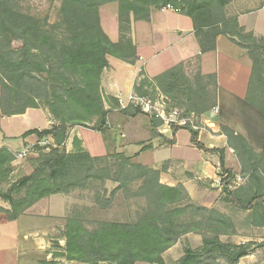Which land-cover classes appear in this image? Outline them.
Listing matches in <instances>:
<instances>
[{
    "label": "trees",
    "instance_id": "trees-1",
    "mask_svg": "<svg viewBox=\"0 0 264 264\" xmlns=\"http://www.w3.org/2000/svg\"><path fill=\"white\" fill-rule=\"evenodd\" d=\"M53 18L46 14L34 16L26 12L19 2L0 0V114L2 117L23 115L28 109H44L54 122L49 129L24 132V140L34 136L37 141L50 139L57 148L40 153L31 162L32 174L24 176L0 197L10 205L0 209L8 221H14L30 207L44 198L66 194L83 188L89 181L118 184L117 190L129 191V186L140 182L135 196L146 200V208L131 222H100L92 228L78 216L66 219L62 257L78 264H166L161 255L187 235H200L198 249L185 248L174 264H239L248 256V245L223 243L222 236L234 233L230 218L216 210L193 205L185 190L160 183L159 173L134 164L123 153L92 157L73 138L74 153L66 154L62 148L68 130L82 127L104 133L109 111L108 100L102 94L101 77L108 68L107 57L133 65L138 60L130 37L131 17L134 21H149L152 12L170 5L192 22L194 36L201 54L215 51L216 38L225 37L243 49L251 62V71L243 101L256 110L264 121V38L246 32L236 15L228 12L234 0H52ZM117 4L119 40L112 43L101 28L99 9ZM14 43L20 45L13 47ZM197 69L195 84L184 74V66ZM181 63L152 79L168 103L186 107L187 113L197 115L210 108V93L202 84L207 81L217 87L214 75H202L197 59ZM140 75L143 76L142 72ZM149 86L140 80L134 93L143 96ZM112 109L123 116L142 115L138 108L121 109L113 101ZM170 107H172L170 105ZM174 108V107H173ZM153 135L163 143L172 145L178 130H187L190 145L205 153L214 152L198 142V132L189 128H173L172 139L157 135L158 123L150 122ZM225 131L228 146L244 165V155L250 170V179L231 188L234 173L224 167L220 151V177L223 202L237 210L250 212L249 225L264 229V137L260 154H255L246 140ZM264 136V135H263ZM137 154L152 149L139 144ZM14 161L11 151L0 149V185L8 178V166ZM81 177V178H80ZM16 193L14 198L12 193ZM114 191L111 193L115 196ZM99 199H97L98 201ZM103 208L108 202L100 203Z\"/></svg>",
    "mask_w": 264,
    "mask_h": 264
},
{
    "label": "rangeland",
    "instance_id": "rangeland-1",
    "mask_svg": "<svg viewBox=\"0 0 264 264\" xmlns=\"http://www.w3.org/2000/svg\"><path fill=\"white\" fill-rule=\"evenodd\" d=\"M14 1L19 2L26 12H29L34 16L42 17L46 14H49L53 18L55 15L53 11L55 6L52 0ZM249 1L251 0H234L229 5L228 12L232 15H236L237 13L248 11L250 8L254 7V5L252 6L250 3H248ZM245 2H247V4ZM115 11L116 15L114 13ZM117 11L118 9L115 3L114 5L104 7L101 11L102 25L106 30H109L117 24ZM166 13V16L171 15L168 14V12ZM19 45V43H14L13 47L16 48ZM183 68L185 76L195 84L197 74L196 67L192 64L190 66L185 65ZM140 80H144V77H141ZM148 83L149 86L145 88L146 93L143 96L154 97L155 94H161L164 97L160 91L154 88L153 83L151 84L149 81ZM202 84L210 93V100H213L210 103V108L206 112L199 115L195 113H187L186 107H179L173 101L167 103L169 106L171 105L181 112L183 117L193 116L194 118H192V122L197 128V130L194 131H197L198 134L200 132H208L210 136H224L227 148L231 150L232 154L231 159L228 162L229 166L226 167V169L231 170L234 173V178L230 181V186L231 188L238 187L250 179L251 172L249 170V164L244 155L239 151V155L244 162V165L242 166V164L239 163L234 150L228 146V140L224 130L226 129V131L231 132L233 136L238 135L243 137L252 151L255 154H260L263 146L264 121L256 113L255 109L246 104L244 101L239 100L238 97L218 90V87L207 84V81H204ZM105 98L108 99L109 97ZM109 103L112 109V104L114 103L113 101H109ZM107 111L110 112V110ZM143 115L144 114H140L138 116ZM147 119L149 122L148 129H151L150 122L151 120H154L158 123V127L156 129V132L158 133L157 135H162L163 137L167 136L166 139L169 140L172 139L173 128L170 130L166 129L157 119H152L150 117H147ZM5 121L6 122L2 128L7 134H10V136H18L23 132H26V130L28 131V129L36 127L43 128L45 126L44 121L38 114L30 116L25 120L20 118H11ZM73 128L76 129L75 131H81V133H83L82 138L87 150L84 148L83 149L87 151L90 156L94 158H102L112 153H123L125 156L131 158L132 163L139 164L147 169L158 172L160 183L170 187L181 186L185 190L188 201L193 205L204 207L209 210H216L230 218L234 225V233L228 236L220 237L221 242L231 243L234 245H248V256L241 259L239 264H264V229L249 225L247 219L250 217V212L237 210L222 200L223 195L221 193L222 187L220 181L223 179V177L219 176V174L221 175L219 161L221 150L212 149L214 150L212 153H215L218 163V177L213 179V181L194 180L189 172H184L180 168L170 171L171 163L168 160H175L176 158L180 157L178 156L179 153H181L187 160L186 168H192L193 162H195L196 159H194V154L188 153V150L164 149L147 153L153 150L152 146V149L144 152L147 154L139 159L140 154H137V152L140 149V146H138L140 143L147 146L148 143H151V140H154L159 147L169 145L163 143V141L156 135H153L151 130H149L151 134V140H145L140 143L137 142L138 144L136 147H134L131 144L134 143V139L131 138V135H129L128 132H125L126 137L123 138V133L120 132V129L112 128L110 130L108 122L106 131L104 133L94 132L90 129L82 127H72L69 128L68 134L70 133V130H73ZM186 128L191 129V127ZM183 131L184 132L181 133L182 138L180 137V140H184L187 135L190 137V134L187 130ZM145 138L146 137L143 135V137H138V140H143ZM16 140L19 139H15L10 142L11 146L14 149H18V151L14 153L12 152L14 155V161L7 168L9 173L6 182L0 185V191L2 193L9 192V189L13 184L20 181L24 176L32 174L33 170L31 167V162L36 159L40 153H48L50 149L56 148L49 139L37 141L36 143L29 146H24L23 148L21 147L20 141ZM72 148L73 149L71 153H74L75 149L73 145ZM58 149L59 151L63 150L66 154H69L66 152L64 145L62 148L59 147ZM93 154L96 156H93ZM97 154L103 155L97 156ZM14 162L15 165L13 164ZM148 163H152L154 166H149L147 165ZM184 184L187 187L186 189L183 186ZM139 185L140 182H135L129 186V191L125 192L122 189L117 190L118 184L115 183L106 182L104 185H101L100 182L89 181L83 188H75L66 194H56L40 200L30 207L23 215L29 213V210L38 203V205L45 203L47 207V214H52V217L62 218V232H64L66 219L74 216L81 218L84 224H86L87 228H92L95 226V224L100 222H131L136 220L146 208V200L143 197L135 196L138 194L137 189ZM115 190L118 192H116L115 196L112 197L111 193ZM12 195L14 198H18L16 197V193L13 192ZM97 199L99 200L97 201ZM106 201L109 204L107 207L103 208L100 203ZM0 209H10V205L6 201H3L1 197ZM55 223V219L54 222H44L45 225H54ZM201 240L202 238L200 235L187 234L181 237L174 246L164 252L161 257L166 264H174L182 257L183 250L185 248H191L193 250L198 249L201 246ZM220 264L225 263L223 260H221Z\"/></svg>",
    "mask_w": 264,
    "mask_h": 264
},
{
    "label": "crops",
    "instance_id": "crops-1",
    "mask_svg": "<svg viewBox=\"0 0 264 264\" xmlns=\"http://www.w3.org/2000/svg\"><path fill=\"white\" fill-rule=\"evenodd\" d=\"M245 3L247 4V2ZM248 3L254 7L246 12L237 13V21L246 32H252L254 35L264 38V0H251ZM109 5L114 4L104 5L99 9L100 25L109 40L112 43H117L119 40L118 23L109 30H106L102 25L101 11ZM114 13L116 15V11ZM168 14L171 15L166 16L167 13L154 11L147 22L134 21L131 17L130 37L136 48L138 60L135 64L130 65L109 56L107 57L108 68L104 70L101 77L102 93L111 99L105 103V109L110 110L108 126L110 130L112 128L120 129L123 138L126 137L125 132H128L134 139V143H131L134 147L142 141L151 140L147 117L143 115L127 118L118 110L111 109L109 101L116 100L119 106H122L119 101L125 104L127 97L134 93V88L138 86L141 77L150 82L154 77L172 67L181 63H191L197 59L202 75L216 77L218 90L234 95L241 101L246 93L251 71V62L246 52L225 37L219 36L216 38L215 51L201 54L191 20L176 12L169 11ZM141 72L143 76L140 75ZM37 114L40 115L45 126L28 130L42 131L53 125L47 111L42 109H28L23 115L12 117H2L0 114V149L5 148L13 153L17 152L18 149H14L10 144L15 139H19L16 141H20L22 148L36 143L37 139L34 136L21 139L24 132L18 136H10L2 126L6 122L5 120L11 118L25 120ZM75 130V128L70 130L64 143L67 153H71L73 149L71 145L73 138L78 139L82 148L87 150L82 138L83 133ZM182 132L184 131L180 130L175 134V142L172 145L159 147L154 140H151L153 150L147 153L164 149L188 150V153L194 154V159H196L192 168H186L187 160L179 153L180 157L168 160L171 163L170 171L180 168L184 172H189L194 180L213 181L216 179L218 163L215 153H205L192 147L188 135L184 140H180ZM143 135L146 138L138 140V137H143ZM198 142L208 150H223L224 167L229 166L228 162L232 154L231 150L227 148L224 136H210L208 132H200ZM147 153L140 154L139 159ZM99 155L103 154H97V156ZM93 156L96 155L93 154ZM13 164L15 165V162ZM147 165L154 166L152 163ZM183 186L185 189L187 188L185 184ZM38 204L31 208L29 213L14 221H8L3 214H0V264H78L68 262L62 257L65 247L62 218L47 214L45 203ZM53 218L56 222L54 225L44 224V222H54Z\"/></svg>",
    "mask_w": 264,
    "mask_h": 264
},
{
    "label": "built area",
    "instance_id": "built-area-1",
    "mask_svg": "<svg viewBox=\"0 0 264 264\" xmlns=\"http://www.w3.org/2000/svg\"><path fill=\"white\" fill-rule=\"evenodd\" d=\"M169 11L178 13V11L173 9L169 4L159 9L160 13H166ZM119 103L122 105L120 106L121 109L128 106L138 108L145 116L157 119L166 129L170 130L176 127H191V129L197 130L192 122V118L194 117H183L181 112L168 105L166 99L161 94H155L154 97H152L139 96L136 93H131L127 97L125 104L121 101H119Z\"/></svg>",
    "mask_w": 264,
    "mask_h": 264
}]
</instances>
